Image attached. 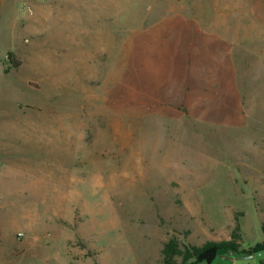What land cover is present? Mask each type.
<instances>
[{"label":"rangeland","instance_id":"obj_1","mask_svg":"<svg viewBox=\"0 0 264 264\" xmlns=\"http://www.w3.org/2000/svg\"><path fill=\"white\" fill-rule=\"evenodd\" d=\"M2 107L26 129L3 142L41 180L32 203L27 177L7 182L50 239L41 264L264 242V0H0Z\"/></svg>","mask_w":264,"mask_h":264},{"label":"crops","instance_id":"obj_2","mask_svg":"<svg viewBox=\"0 0 264 264\" xmlns=\"http://www.w3.org/2000/svg\"><path fill=\"white\" fill-rule=\"evenodd\" d=\"M196 26L204 28V33L214 30L218 34L215 20L197 21ZM221 36H225V33L221 32ZM186 61L187 75L188 73L191 75H209L208 73L202 74L199 66L196 67V60L191 55L187 56ZM190 62H192L193 67L190 66ZM190 69H198V72L190 73ZM16 116L17 111L6 110L3 107L0 109V264H41L42 261L51 259L50 254L46 255L40 250L43 242H50V239L46 238L44 232L36 224H33L30 218L25 217L26 208L22 205L29 203L27 198L25 199L27 194L23 192L13 193L8 190L7 182L11 178L18 176L24 178L25 176L28 178L27 188L33 196L31 203L40 202L39 191L37 193L34 191L35 188L41 187L40 176L36 175L34 170L30 168L29 165L32 163H27L24 159L14 158L16 154H23L24 150L22 148L12 150L8 147V143L3 142L12 138L17 140L26 138L25 127H19L15 124ZM13 184L15 185V183ZM21 207L24 211L23 214L18 212ZM18 234H23V237L18 238Z\"/></svg>","mask_w":264,"mask_h":264},{"label":"trees","instance_id":"obj_3","mask_svg":"<svg viewBox=\"0 0 264 264\" xmlns=\"http://www.w3.org/2000/svg\"><path fill=\"white\" fill-rule=\"evenodd\" d=\"M8 62L13 68H19L21 62L16 59L14 54H9L7 58ZM264 231V228L262 229ZM240 239V235L234 233L231 241H211L207 242L202 247H193L182 250L177 239H170L164 246L163 254V264H176L174 261L176 257L182 258V264H201L207 263L211 264L221 252L230 251L235 254H241L244 257H252L256 254L264 253V242L258 243L248 250L243 252L239 251L240 244L236 243V240ZM259 264H264V259H262Z\"/></svg>","mask_w":264,"mask_h":264},{"label":"built area","instance_id":"obj_4","mask_svg":"<svg viewBox=\"0 0 264 264\" xmlns=\"http://www.w3.org/2000/svg\"><path fill=\"white\" fill-rule=\"evenodd\" d=\"M23 237V234H18V238H22Z\"/></svg>","mask_w":264,"mask_h":264}]
</instances>
